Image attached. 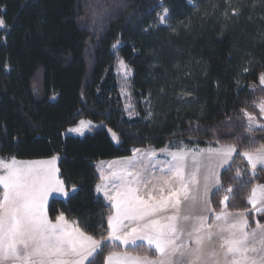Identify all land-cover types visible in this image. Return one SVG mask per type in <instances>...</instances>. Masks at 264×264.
Listing matches in <instances>:
<instances>
[{
    "label": "trees",
    "instance_id": "16d2710c",
    "mask_svg": "<svg viewBox=\"0 0 264 264\" xmlns=\"http://www.w3.org/2000/svg\"><path fill=\"white\" fill-rule=\"evenodd\" d=\"M161 4L169 24L153 26ZM0 9V158L57 156L59 178L77 189L49 200V219L64 213L86 235L106 240L112 207L96 192V162L135 148L221 143L236 152L219 174L223 187L210 195L212 213H245L248 229L264 224V211L254 214L248 200L264 185V167L251 171L242 155L264 146V127L249 132L243 115L258 116L254 104L264 97L263 88L249 87L264 74V0H0ZM117 56L133 70V118L113 74ZM81 119L101 126L82 138L64 136ZM116 252L156 256L144 244L107 242L93 264Z\"/></svg>",
    "mask_w": 264,
    "mask_h": 264
},
{
    "label": "snow or ice",
    "instance_id": "6c2138e0",
    "mask_svg": "<svg viewBox=\"0 0 264 264\" xmlns=\"http://www.w3.org/2000/svg\"><path fill=\"white\" fill-rule=\"evenodd\" d=\"M163 12L164 15L158 17L160 22L168 18L169 10L165 8ZM3 26V20H0V27ZM120 63L126 67L122 60ZM260 83L264 85V74L260 76ZM259 107L264 114V102ZM245 115L251 132L257 122L251 114ZM81 125L86 127L83 121ZM82 127L70 131L82 132ZM134 151L139 152V149ZM233 152H236V147L230 145L217 150L215 158L221 164H227ZM242 155L253 170L258 165L264 166V146L255 152L245 151ZM56 160L57 157L27 163L18 162L14 157L11 162L0 160L3 166L0 174V186L3 188L0 196V264H93L107 242L136 245L138 240L146 242L149 250L157 255L154 259L148 256L128 257L132 264H264V225L257 221L256 229L249 233L245 230L247 220L229 222L232 214L221 213L215 219L223 223L216 225L218 231L214 233L213 225L205 223L207 216L194 214L198 204H202L204 211H210L209 180L217 191L223 185L216 172L209 168L208 175L204 176L203 196L198 200L192 190L193 186L199 185L197 174L200 165L197 164L186 178L184 153L172 154L168 171L175 179L161 178L159 181L167 186L166 195L164 187L159 189L158 197L151 191L147 192L148 199L139 194L144 179L140 172L128 171V167L133 166L132 158L126 160L125 167L112 176V182H119L123 191H117L113 196L106 188L97 186V192H103L116 208V214L108 217L110 233L106 240H97L76 227L70 229L64 213L56 216L55 222L49 219L45 208L49 197L68 198L70 195L59 179ZM176 181L179 183L174 187ZM133 183L137 186L133 187ZM144 187L147 190L146 184ZM259 187L261 207L256 211H264V186ZM71 191L76 192V187L73 186ZM233 191V188L226 189L228 193ZM229 198L226 195L221 203ZM257 199V189L253 188L248 200L255 206ZM168 209H172L173 214L163 215ZM181 220L185 223L181 224ZM129 225L136 226L129 230ZM214 239L221 241L218 248L213 243ZM114 257L115 253L108 256L106 264H113Z\"/></svg>",
    "mask_w": 264,
    "mask_h": 264
},
{
    "label": "rangeland",
    "instance_id": "374dc122",
    "mask_svg": "<svg viewBox=\"0 0 264 264\" xmlns=\"http://www.w3.org/2000/svg\"><path fill=\"white\" fill-rule=\"evenodd\" d=\"M111 1L114 2L115 0H109V2H111ZM102 4H103L102 1L99 2V3H95L93 5V8L99 9L100 6H102ZM165 8L166 7L164 5H162V4L160 5V7H159V9L157 10V13H156V19H155V22H154L153 26H166V25L169 24V21H170L169 12L167 14L168 18L164 22H160V20L158 19V17L160 15H164L163 9H165ZM2 10L3 9H0V20H3L2 17H1V11ZM5 30H6V26H5V23H4V26L0 27V31H5ZM119 47H120V43H116L115 47H113V49L116 50ZM121 60L124 62V65L126 67H122L121 66V63H120ZM113 74H114V76H115V78L117 80L118 91H119V94L121 96L122 105H123V111H124L125 115L128 118H133L135 116H138V114H136V112H135V101H134V99L132 97L131 80H132V77H133V70H132L131 66L126 61H124L121 57L117 56L116 59H115L114 65H113ZM249 87L252 90H256L258 88H263L264 89V85H261V83H260V77H259V80H258L256 85H250ZM262 102H264V97L259 99L254 104V108L257 110V112L259 114L258 116L254 115L253 113L247 112V111L243 112L244 120H245V123H246L247 127H248L249 120H248V116H246L245 113L251 114L252 117H254V119L256 120L257 123L253 126V129L260 128V127L263 126L262 123L260 122V120L264 121V114L261 113V110H260V107H259V105ZM81 121L84 122L86 127H82ZM100 126H101L100 124L93 123V122L88 121L86 119H81L76 125H74L72 127H69L67 129V131L64 133V136H74V137L82 138L86 134H91L95 129H97ZM78 127H82V132L70 131V129H75V128H78ZM107 133H108L110 139L112 140V142L114 144H117L118 143L117 134L115 132H113L112 130H110V129H107ZM173 146H174V143L173 144H168L165 147L160 148V149H156L154 147H150V148L144 149V150L139 149V152H135L134 150H136V149L132 150V154H131L130 158H132V160H133V166L128 167V171L131 172V173L140 172L142 174V176H143V179H144L145 176H147L149 174H157V171L154 172L153 170H150L149 165H147L148 157H152L153 154H162V156H164L166 154H170L171 152H173L172 150H174V149H172ZM227 146H230V144L216 143V144H213L210 147H208V149L205 152H207L209 154V155H207V157L209 159L211 157L210 162H211L212 165H218V167L220 166V167H222V169L226 168L229 165V163H230L232 158L228 161L227 164H221L220 161L215 158L216 151L224 149ZM197 151L200 152L201 150H197ZM253 152H255V151H253ZM234 153L235 152L232 153V157H233ZM52 157H57V156H52ZM52 157L45 158V159H30V160H18V159H16V161L22 162V163L35 162V161H47V160H50ZM243 158L245 159L246 163H248L247 158H245L244 156H243ZM11 159L12 158H9V159L0 158V160H4V161H7V162H11ZM128 159L129 158H125L124 157V158H115L112 161H111V159H109V160L106 159V160H100V161L96 162L95 166H96V169H97L98 174L100 176V181L96 185V192H97V186L98 185H100L102 188H106L108 193L110 195H113V196H115L117 191H123V187H122L121 184H120V186L117 189L116 188L113 189L114 183L112 182V176H113L114 172H119L122 168L125 167V161L128 160ZM55 164H56V167H57L58 157H57V160L55 161ZM247 165L250 166L249 163ZM259 167H264V166L258 165L257 168H259ZM250 168H251V166H250ZM162 171H163L162 178L168 177V178L175 179L172 172H168L167 171V174H165L164 173L165 170L162 169ZM251 171H254V170L251 168ZM2 173H3V166L0 165V174H2ZM165 175H167V176H165ZM58 176H59V173H58ZM147 177H149V176H147ZM145 184L147 185V183H143V184H141V186L144 187ZM177 184H178V181H176V186H177ZM64 186H65V184H64ZM132 186L136 187L137 185L135 183H133ZM121 187H122V190H121ZM162 187H164L165 188V192H167V186L162 185ZM0 188L2 190V193H1V196H2L3 188H2V186H0ZM253 188L257 189V197H258V199H257V202H256L255 206L252 203H250V202L249 203L252 205V212L256 214L257 213L256 208H260L261 207V202L259 200L260 187L256 185ZM65 190L69 191L70 195L72 193H74V192L71 191L72 188L67 190L66 186H65ZM97 194L102 195L104 198L106 197L103 194V192H97ZM251 195H252V191H251L250 196ZM52 198H58V199H62V200H66L67 199L65 197L57 195V196H54V197H49L48 201L50 199H52ZM48 201H47V203L45 205L46 209H47ZM222 204L224 205V203H222ZM221 213H230V214H232L231 216H229V222H235L237 220H246L245 213H242L243 215L241 216V215H239V214H241V212L231 213V212H227L225 210V208L223 209V211ZM210 214H211L210 215V217H211L212 213H210ZM215 217L216 216H213L212 217V221H210V222H208V219L205 221L206 225H208V224L213 225V232L214 233L218 231V229L216 228V225L223 223L222 221H217L215 219ZM261 225H264V224H261ZM256 227H257V224L254 226V228L248 229L246 227L245 230L247 232L251 233L253 231V229H256ZM258 236H259V234H258ZM258 236H257V238H258ZM213 243L218 248V246L221 243V241L218 240V239H214Z\"/></svg>",
    "mask_w": 264,
    "mask_h": 264
},
{
    "label": "crops",
    "instance_id": "0c3cea01",
    "mask_svg": "<svg viewBox=\"0 0 264 264\" xmlns=\"http://www.w3.org/2000/svg\"><path fill=\"white\" fill-rule=\"evenodd\" d=\"M148 148H150V147L135 148V149L144 150V149H148ZM259 148H261V147H259ZM207 149H208V147L207 148L200 149L201 150L200 152H198L197 150H189V149H181V150H176L175 151V149H174V150H172L173 152H171L170 154H166L164 156H162V154H153L152 157H148V163H147V165H149L150 170H153L154 172L157 171V174L158 175L157 174H149V175H147L149 177L145 176L144 177V183H147V189L148 190H146L145 187H142L140 185V192H139V194L144 199H148L147 192L148 191H151V193H152L153 196L158 197L160 195L159 189L162 187V185L159 183V181H160V179L162 178V175H163L162 174L163 173L162 169H164L165 170L164 173L167 174V171H168V168H169L168 166L170 165V162L172 161V154L173 153H184L185 154V160H184V169H183V171H184V174H185V177L186 178H187L188 175H190L195 170V166L197 164L200 165V171L197 174V177H198V180H199V185L198 186H193V190H192V194L193 195H196L197 198H198V200H200L202 198V196H203L204 176L205 175H208L209 168L213 169L216 172V174H217L218 177H219L220 171H222L224 169V168L222 169V167H220V166L218 167V165H212L211 164L210 159L207 157V155H209V154L207 152H205ZM131 154H132V151H131ZM131 154L129 156L125 157V158H130ZM122 158H124V157H122ZM113 159H115V158H112L111 161ZM249 168H250V166H249ZM165 176H167V175H165ZM165 178H168V177H165ZM153 185H155V188L153 187ZM119 186H120V183L119 182H116L113 185V189L114 188L117 189ZM175 186H176V184L174 185V187ZM177 186H178V184H177ZM257 186H264V185H257ZM121 190H122V187H121ZM214 190H215V187L213 185V182L210 179L209 180V194H208L209 200H210V195H211V193ZM166 194H167V192H165V195ZM100 196H102V195H100ZM103 199L106 201V203L108 205H110L112 207V214H111V216H114L116 214V208L113 207V201L112 200H109L107 197H105V198L103 197ZM208 208H210V211H204L202 204H198V206L193 210V212H194L195 215H204V216L209 217L208 218V222H210V221H212L210 219L211 217L217 216V215H219L223 211V209H222L221 212H219L217 214H213L212 211H211L210 204L208 205ZM251 211H252V205H251ZM261 212H263V211H257L256 214L261 213ZM210 213H212V216L211 217H210V215H211ZM172 214H173V210L172 209H168L165 213H163V215H172ZM67 221L69 222L70 229L72 227H76V228H79L81 230V228L78 226V224L76 223V221H74V220H68V219H67ZM180 223L181 224H184L185 222L181 220ZM135 226L136 225H129L128 226L129 227V230H130L131 227H135ZM109 233H110V228H109V223H108V236H109ZM109 243H118V244H120L123 247L134 246V245H131V244L125 245V244H123L120 241H112V242H109ZM136 244H144L148 248V245H147L146 242H142V241H139L138 240ZM111 254H113V253H111ZM115 254H116V257L113 258V264H132V261L127 260V258L128 257H138L139 256V255L129 254V253H126V252H116ZM110 255H108V256H110ZM117 257L119 259H117ZM105 264H106V259H105Z\"/></svg>",
    "mask_w": 264,
    "mask_h": 264
}]
</instances>
